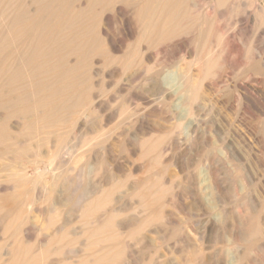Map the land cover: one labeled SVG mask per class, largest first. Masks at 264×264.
<instances>
[{
	"label": "bare ground",
	"instance_id": "6f19581e",
	"mask_svg": "<svg viewBox=\"0 0 264 264\" xmlns=\"http://www.w3.org/2000/svg\"><path fill=\"white\" fill-rule=\"evenodd\" d=\"M201 1L0 0V264L263 263L264 6ZM227 15L233 32L252 25V66ZM140 74L145 95L124 87ZM124 88L166 126L132 122V99L108 109ZM127 112L137 146L105 129ZM71 136L88 158L75 176L62 162ZM193 148L184 193L169 169L186 171Z\"/></svg>",
	"mask_w": 264,
	"mask_h": 264
},
{
	"label": "rangeland",
	"instance_id": "374dc122",
	"mask_svg": "<svg viewBox=\"0 0 264 264\" xmlns=\"http://www.w3.org/2000/svg\"><path fill=\"white\" fill-rule=\"evenodd\" d=\"M201 1V0H200ZM203 1V0H202ZM201 1V2H202ZM207 2V1H206ZM258 2L261 4V5H263L264 6V0H258ZM245 9H247V8H245ZM228 14V13H227ZM229 15V14H228ZM227 15V17H225V19H223L224 21H223V25H224V27L226 26V27H228L229 26V28L228 29H231V30H229V31H232V32H229V33H234V34H237L238 35V38L236 37L237 35H235V37H234V39H233V41H235L233 44L235 45V48L237 49V51L239 52V54L241 55L242 54V58H247V60H249V58L250 57H252V59H251V61H250V64H251V66L253 65V64H255L257 61H258V58H256V56H253V54H255V51L253 52V50L251 51H249V47H250V44H251V41H252V36H253V34H254V30H252L253 28H252V25H249L247 28H245V29H241L240 30V28H238V29H236L235 30V32H233V25H231L232 23H231V20L229 19V16ZM226 16V15H225ZM229 19V20H228ZM227 20V21H226ZM224 22H226V23H228V24H226V23H224ZM230 22V23H229ZM226 29V28H225ZM252 30V31H251ZM251 31V32H250ZM247 32V33H246ZM259 32H261V30L259 31ZM252 34V35H251ZM261 34V33H260ZM240 35H241V37H240ZM245 35V36H244ZM260 37H263V35H260L259 36V38L258 39H256L255 41H256V43L257 42H259V40H260ZM237 38V39H236ZM246 38V39H245ZM239 39H241V40H239ZM237 40V41H236ZM240 42H239V41ZM254 41V42H255ZM244 42V43H243ZM253 42V43H254ZM236 44H237V46H236ZM263 51H261V54L262 55H264V48L262 49ZM242 53H241V52ZM170 54L169 55H171L172 53H173V51H168ZM245 53V54H244ZM253 53V54H252ZM249 54V55H248ZM235 59V58H234ZM254 59V60H253ZM236 60V59H235ZM235 60H232V63H233V61H234V64H235V62H237V61H235ZM257 60V61H256ZM253 61H256V62H253ZM252 62V63H251ZM139 72H141V71H139ZM142 73V72H141ZM140 76H141V74H140ZM139 75H137V77L135 76H133L131 79H129L128 80V82H126V84L124 85V87L125 88H128L129 89V87L131 86L132 87V89L134 90V91H136V89H137V93H141L143 90H144V93L142 92V94L143 95H145V90H146V86L143 84V81L141 80V78H142V76L140 77ZM172 75H169V77H171ZM168 76L165 78V80L167 81V83H169V82H171L172 81V79H173V76H172V78L168 81ZM133 79V80H132ZM133 82H132V81ZM138 80V81H137ZM132 82V83H131ZM136 82V83H135ZM128 83V84H127ZM131 84V85H130ZM141 84V85H140ZM127 85H128V87H127ZM134 86V87H133ZM124 88V89H125ZM143 88V89H142ZM126 91V89L124 90V91H122L121 93H113L112 92V94H114V95H112L111 94V96H110V98H108L109 100L107 101L108 103V105H107V108L108 109H110L111 107H112V109L111 110H113V111H115V110H117L118 111V107H120V105H122L125 101L127 102V100L129 99V100H131L132 99V101H128V103H125V105L127 106H125L124 104V106H125V108H127V111L128 112H130L132 115L134 114V113H136V115L135 116H132V117H129V115H130V113H128L127 112V114H125L124 115V117H122V118H120L119 116H118V114L117 113H115L114 114V117L115 118H113L116 122H113V120L107 125V126H105V129L107 128V130L108 129H111V130H113V128H117V131H119V130H121V132H123V133H125V134H128V136L130 137V139H131V141H132V143L135 145V146H137V144H138V136H136L135 137V131L132 129V123H131V121H128V120H126L128 117L132 120V122H133V120L135 119V117H137V116H139L140 117V115H142V116H145V119L147 120V122H149V123H151V125H154V124H156L155 126H157L159 123L161 124V125H164V126H166V124L164 123V122H161L157 117V119H155V117L154 116H149L148 115V113H147V111H146V105H145V103H144V101L142 100L141 101V99L139 98V96L136 98L135 96H132V95H130L129 93H127V91ZM141 91V92H140ZM124 92V93H123ZM127 95L126 96V98H124L123 97V95ZM119 95V96H118ZM120 95H122V96H120ZM117 97V98H116ZM122 97V98H121ZM120 99V100H119ZM126 99V100H125ZM135 99V100H134ZM122 100V101H121ZM109 101H111L110 103H109ZM123 102V103H122ZM135 102V104H133ZM137 102H139L140 104H138ZM111 103H112V105H111ZM115 105H114V104ZM110 104V105H109ZM128 104V105H127ZM131 104V105H130ZM131 106V108H130V106ZM145 105V106H144ZM136 108H135V107ZM139 106V107H138ZM132 107H133V109L135 110H132ZM142 109H141V108ZM144 108H145V112H144ZM131 109V110H130ZM138 111H137V110ZM143 110V112H140L141 110ZM117 111H115V112H117ZM117 114V115H116ZM93 115H95V117H93ZM128 115V116H127ZM149 116V117H148ZM91 121L92 120H97L98 118H97V115L96 114H94V113H92L91 114ZM94 118H96V119H94ZM118 119V120H117ZM151 121H150V120ZM152 121H153V123H152ZM159 121V122H158ZM158 122V123H157ZM120 123V124H119ZM163 123V124H162ZM92 124V123H91ZM127 124H128V127H125V126H127ZM93 125V124H92ZM125 125V126H124ZM130 125V126H129ZM115 126H117V127H115ZM123 126H124V128H123ZM92 127V126H91ZM149 127V128H148ZM147 128H145V130H146V132H145V130L143 131V133L145 132V134H147L146 135V137L145 138H147L148 137V135H150L151 133H152V131L150 130V126H148ZM127 128V129H126ZM129 128V129H128ZM131 128V129H130ZM148 129V130H147ZM128 132H126V131ZM256 131L258 132V130L256 129ZM120 132V131H119ZM151 132V133H150ZM118 133V132H117ZM149 133V134H148ZM73 138H72V136L70 137V140L68 141V143L66 144V148H65V154H64V158H62V162L64 163V167L65 168H69L71 171H69L68 172V176L70 175V176H72V175H76V171H75V169L77 170V168H75V167H81V166H83L84 164H86V160H88V158L86 157V156H84V152L86 151V150H83V152L81 153V149H78V148H76V147H74L73 148V146H74V144H75V142H76V139L74 140H72ZM136 139V140H135ZM115 143V142H114ZM112 144V143H111ZM116 144V145H115ZM114 144V147H112L113 146V144L111 145V150H113L112 152H113V154L114 153H116V154H114L113 156H115L116 158H118L119 160H129V161H136V159H137V156H129V154H127V152L125 151V149H127V148H123V147H121L120 145H118L117 144V142ZM115 147H118V148H115ZM120 147V148H119ZM69 148V149H68ZM258 148V150H259V152L260 153H262L261 155V157H263L264 158V151H263V149L262 148H259V147H257ZM199 149H197V148H193L192 150H189L188 152H187V156L189 157V159L188 160H185V163L187 164L186 166H187V173H185L186 171H184V172H182V173H180V172H178L177 170H175L173 167L172 168H170L169 170H172L170 173L173 175L174 174V176L175 177H177L176 178V183L178 182V180L177 179H179L180 180V183H181V185L182 184H184V185H182V186H184L183 188H182V186H181V188H180V190L181 191H185L184 193H187V191H189L188 190V185H186V184H188V178H189V175H190V177L191 176H194V172H193V168L194 167H196L197 165V162H199V160H198V155H199V151H198ZM116 151V152H115ZM189 152H190V154H189ZM193 152V153H192ZM80 153V154H79ZM86 153V152H85ZM197 153V154H196ZM259 153V154H260ZM77 155L76 156V160H74V161H76V164L75 163H72V164H67V156L68 155ZM118 155V156H117ZM193 155H195V156H193ZM201 156V154L199 155V157ZM85 159H84V158ZM78 159H80V160H78ZM82 159V160H81ZM91 160V159H90ZM78 161H80V163L78 162ZM84 161V162H83ZM188 161V162H187ZM197 161V162H196ZM82 162H83V164H82ZM138 162H140V161H137L136 163H138ZM193 162V163H192ZM196 165V166H195ZM202 165V164H201ZM198 166H199V163H198ZM257 166L258 165H256V167H255V169H256V171L254 170V174H255V176H258L261 172H259V171H261V168L259 167V168H257ZM49 168H51V169H53L52 168V166L51 167H49ZM73 168H75V169H73ZM72 169H73V171H72ZM103 170V169H102ZM101 170V172H100V174H99V176H98V179H100V178H102L103 176L104 177H106V178H103V179H107L109 176V178H111V177H113V175H114V173H111L109 170H107V167H106V171L105 170H103L102 171ZM191 170V171H190ZM258 171V172H257ZM29 173H31V172H33V170L32 169H29V171H28ZM103 172V173H102ZM177 172V173H176ZM257 174H256V173ZM52 174H56V172L55 171H53V170H51V173H50V175L52 176ZM104 174V175H103ZM187 176H186V175ZM50 175H48L47 176V179H49L51 176ZM101 176V177H100ZM108 176V177H107ZM186 177H188V178H186ZM108 178V179H109ZM183 178H184V180H183ZM183 182V183H182ZM185 182V183H184ZM87 183H88V189H93V187L95 186V184H94V182L89 178V180L87 181ZM89 183H90V185H89ZM93 186V187H92ZM187 187V188H186ZM186 188V189H185ZM256 198H257V200L259 199L257 196H256ZM123 201H122V203L123 204H125L126 206L129 204V201L126 199V198H124V199H122ZM127 200V201H126ZM188 201V200H187ZM259 201V200H258ZM127 203V204H126ZM178 215H180V214H178ZM31 219H33L32 221H30L29 222V226H31V228H33L32 230L34 231V233L36 234V229H38L39 227H41L42 226V223H41V218H38L35 214H32L31 215ZM179 217H182L181 215L179 216ZM36 222V223H35ZM39 222V223H38ZM38 224V225H37ZM34 234V235H35ZM155 242H152V244H150V245H152V246H154V245H157L158 244V241L154 244ZM257 248V247H256ZM255 248V252H256V255H257V258H258V260H259V262L261 261V263L262 264H264V249H262L261 247H258L257 249ZM259 249V250H258ZM159 250H160V248H159ZM162 251V252H161ZM163 253H165V251H164V249L161 247V250L159 251V255H162ZM166 255V254H165ZM146 256V257H145ZM167 256H169L168 254L165 256V258L167 257ZM144 258H148V255H145V253H144V256H143ZM164 258V257H163ZM169 257H167V259H168ZM166 259V260H167ZM171 258H169L167 261L166 260H164V259H161V262H162V264L164 263H166V262H168V261H171L170 260ZM148 260V259H147ZM147 260H144L145 262H143L142 264H144V263H148V261ZM164 260V261H163ZM147 261V262H146ZM172 262V264H173V260L171 261ZM155 264H156V262H155ZM166 264H171V263H166Z\"/></svg>",
	"mask_w": 264,
	"mask_h": 264
}]
</instances>
